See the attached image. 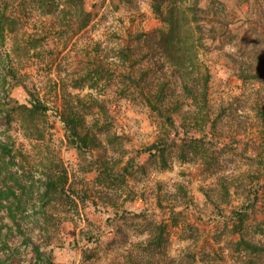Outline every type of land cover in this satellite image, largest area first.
Wrapping results in <instances>:
<instances>
[{"label":"rangeland","instance_id":"rangeland-1","mask_svg":"<svg viewBox=\"0 0 264 264\" xmlns=\"http://www.w3.org/2000/svg\"><path fill=\"white\" fill-rule=\"evenodd\" d=\"M48 260L264 264V0H0V264Z\"/></svg>","mask_w":264,"mask_h":264},{"label":"trees","instance_id":"trees-1","mask_svg":"<svg viewBox=\"0 0 264 264\" xmlns=\"http://www.w3.org/2000/svg\"><path fill=\"white\" fill-rule=\"evenodd\" d=\"M158 10V9H156ZM30 108L27 107H21L28 115H37L41 114L43 112H46L48 109L45 107L42 103H40L38 100L33 99L30 104ZM73 116H66L62 115V121L65 124V128L68 131L69 134V143L78 150L80 153H85L86 150L90 148V144H93L95 142V137L90 135L89 133H83L81 130L80 125V119L77 117L75 113H72ZM71 114V115H72ZM172 126V125H171ZM175 141L178 138V135L172 134L171 137H167V139H164L163 141H160L159 145H151L147 149H145V152L148 153L149 157H154L157 159V161L161 164V167L166 168L167 167V161H166V148L169 142V139ZM48 190L53 192H58L59 188H57V183L55 180H50L48 183ZM161 236H159L160 240ZM49 264H53L50 260H48Z\"/></svg>","mask_w":264,"mask_h":264}]
</instances>
